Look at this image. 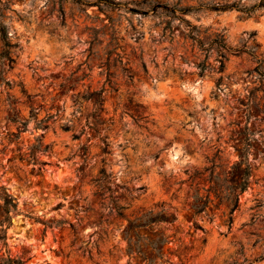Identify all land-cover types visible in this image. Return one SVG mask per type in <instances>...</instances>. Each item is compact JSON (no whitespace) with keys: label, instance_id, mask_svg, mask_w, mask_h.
Listing matches in <instances>:
<instances>
[{"label":"rangeland","instance_id":"374dc122","mask_svg":"<svg viewBox=\"0 0 264 264\" xmlns=\"http://www.w3.org/2000/svg\"><path fill=\"white\" fill-rule=\"evenodd\" d=\"M110 1L0 0V186L17 202L0 257L126 264L127 221L95 194L104 166L126 215L165 210L153 230L166 239L156 264H264V9ZM102 87L97 134L80 95ZM40 135L51 147L37 155L44 165L28 153Z\"/></svg>","mask_w":264,"mask_h":264},{"label":"trees","instance_id":"16d2710c","mask_svg":"<svg viewBox=\"0 0 264 264\" xmlns=\"http://www.w3.org/2000/svg\"><path fill=\"white\" fill-rule=\"evenodd\" d=\"M80 2V0H77ZM109 3H113L110 0H108ZM95 5V4H92ZM258 8L264 9V0H259L258 3L247 7L241 4V0H218L217 2H204L200 4L198 7H185L181 8L179 11L182 13H187L192 10H200V9H207V10H215V11H223V10H229V9H236L238 11H241L246 14H250L252 11ZM175 10L173 9V12ZM0 36L4 43V47L6 49L8 48V34L5 30V27L0 24ZM217 44V48L219 50H228L226 44L224 43L223 38L219 40H215ZM7 55V50H5L0 56ZM226 60V56L222 52L219 59V70H222L224 66V62ZM107 85L110 90L116 91L114 82L109 78L107 80ZM105 89L102 87L100 90H94V91H86L82 95H80L81 101L92 102V110L88 112L85 116L87 126L88 128L94 130L98 134V128L97 126L99 124H102V121L100 119L101 113L103 112V103H104V94ZM79 97V95H78ZM40 123H43L42 128L47 129L48 124L47 120H41ZM65 129H69V127H66ZM42 135H40L38 138L35 139V143L28 148L29 157L32 161L35 163H39L41 165H44L45 162H38L37 155L38 154H48L51 150L50 145L42 144L41 143ZM102 147H101V154L102 155H108L110 153L109 150V143L106 141V138L101 137ZM245 154H241L240 157H244ZM105 160L103 159L101 162L104 165ZM243 161H240L237 163L238 165H241ZM237 166V165H236ZM250 168L251 165L248 163L246 167L245 172V182L244 185L240 188L239 193L244 192L247 189L248 186V179L250 177ZM112 176L110 173H108L104 166H102L99 169V172L97 176L93 179V183L97 187L96 195L99 198L106 199L109 198L110 205H113L114 208V214L115 218L127 221V226L123 230V236L124 240L126 242L125 246V254L128 256V261L126 264H131V259L137 261L138 264L140 263H147V264H156V259H162V246L166 243V239L163 237V235H160L153 230L155 229V226L158 225V223L162 222L163 218L156 216H160L164 214V209H161V211L156 215L153 214L152 211H145L144 209H139L137 211L132 212L130 215H126L124 213V209L126 207L124 206H118L112 197L114 191H113V185L111 182ZM143 187L137 188V190H142ZM0 200H1V210L4 214V217L0 219V242L4 247H7V229L9 228L11 224V217L10 212H16L17 211V202L16 199L8 192L7 188L4 186H0ZM102 205H104L102 203ZM108 213L111 214L113 211L112 208L107 207ZM201 210H197L196 213H200ZM101 218H103V215H99V220L97 221V224L101 223ZM63 221L57 222V225L63 224ZM52 224H46V228L51 227ZM70 228L74 230V225L72 223L69 224ZM195 229H201L199 225L195 224ZM145 230L150 231L151 235H143L139 231ZM30 258H23V257H11L10 255L6 254L2 257H0V264H32L29 263ZM177 264H183L181 261Z\"/></svg>","mask_w":264,"mask_h":264},{"label":"bare ground","instance_id":"6f19581e","mask_svg":"<svg viewBox=\"0 0 264 264\" xmlns=\"http://www.w3.org/2000/svg\"><path fill=\"white\" fill-rule=\"evenodd\" d=\"M39 40H40V39H39ZM41 41H44V39H43V40H41ZM41 41H40V42H41ZM43 43H44V42H43ZM45 44H46V43H45ZM45 44H44V45H45ZM46 45H47V44H46Z\"/></svg>","mask_w":264,"mask_h":264}]
</instances>
